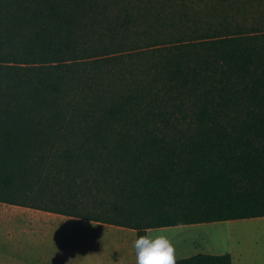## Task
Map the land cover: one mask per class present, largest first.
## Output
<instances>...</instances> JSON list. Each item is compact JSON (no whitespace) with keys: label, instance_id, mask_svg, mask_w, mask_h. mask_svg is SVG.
I'll return each mask as SVG.
<instances>
[{"label":"trees","instance_id":"16d2710c","mask_svg":"<svg viewBox=\"0 0 264 264\" xmlns=\"http://www.w3.org/2000/svg\"><path fill=\"white\" fill-rule=\"evenodd\" d=\"M41 171L138 237L264 217V0H0V201Z\"/></svg>","mask_w":264,"mask_h":264},{"label":"crops","instance_id":"0c3cea01","mask_svg":"<svg viewBox=\"0 0 264 264\" xmlns=\"http://www.w3.org/2000/svg\"><path fill=\"white\" fill-rule=\"evenodd\" d=\"M264 217L149 228L169 237L175 259L232 256L264 264V250L245 227ZM134 228L0 201V264H136Z\"/></svg>","mask_w":264,"mask_h":264},{"label":"rangeland","instance_id":"374dc122","mask_svg":"<svg viewBox=\"0 0 264 264\" xmlns=\"http://www.w3.org/2000/svg\"><path fill=\"white\" fill-rule=\"evenodd\" d=\"M111 14L123 16L124 12L120 11L119 7H114V9L111 11ZM131 30L139 31V32L148 31L147 29H143V28L131 29ZM156 30L157 29H155L154 31ZM29 177H27L25 180L29 181L27 184L31 183L32 186H28L30 189L29 190L26 189L25 196L23 195L15 196V193H11L10 197L9 195H6L5 198H7L8 200H14L19 205L28 204V206L25 207H31V208L36 207L35 209L42 208L40 210H43V207L45 206H47L48 208H54V207L60 208L59 205L56 204V202L57 201L60 202L59 199L64 198V196L66 197L67 194L66 192L68 190L66 183H64L65 186H62L63 188L65 187V190L62 188L58 191L59 189L58 186H56V184L53 183L55 182L54 180L56 178H53V175L51 173H47V171H41L40 176L33 173ZM38 177L40 178L38 179ZM85 186L86 189L82 185L81 187H76V190L81 188V191L80 192L79 190L73 191L75 192V194H73V192H71L70 194L68 193V198L75 195L77 199L76 201L80 207L81 212L84 214H88L91 212V210H93L92 208L95 207L94 204H91L92 202L95 201V199L91 195L92 184L86 183ZM52 188H56V189L52 190ZM51 194H56L57 198L55 200H51L52 198L49 199V195ZM61 203L63 202L61 201ZM64 204L65 203L62 204L63 205L62 208L66 207ZM102 216L107 217V215H102ZM245 227L250 232V235H252L251 240H264V221H259L257 223L255 222L249 223ZM254 245H256L259 249L264 250V241L263 242L257 241L254 243Z\"/></svg>","mask_w":264,"mask_h":264},{"label":"clouds","instance_id":"9594fccd","mask_svg":"<svg viewBox=\"0 0 264 264\" xmlns=\"http://www.w3.org/2000/svg\"><path fill=\"white\" fill-rule=\"evenodd\" d=\"M133 247L136 264H176L173 243L163 233L146 231L134 241Z\"/></svg>","mask_w":264,"mask_h":264}]
</instances>
